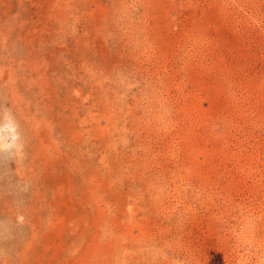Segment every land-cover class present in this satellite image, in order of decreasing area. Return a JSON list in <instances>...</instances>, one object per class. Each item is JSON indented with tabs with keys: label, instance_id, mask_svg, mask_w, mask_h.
Instances as JSON below:
<instances>
[{
	"label": "rangeland",
	"instance_id": "374dc122",
	"mask_svg": "<svg viewBox=\"0 0 264 264\" xmlns=\"http://www.w3.org/2000/svg\"><path fill=\"white\" fill-rule=\"evenodd\" d=\"M0 264H264V0H0Z\"/></svg>",
	"mask_w": 264,
	"mask_h": 264
},
{
	"label": "bare ground",
	"instance_id": "6f19581e",
	"mask_svg": "<svg viewBox=\"0 0 264 264\" xmlns=\"http://www.w3.org/2000/svg\"><path fill=\"white\" fill-rule=\"evenodd\" d=\"M5 143V142H4Z\"/></svg>",
	"mask_w": 264,
	"mask_h": 264
}]
</instances>
